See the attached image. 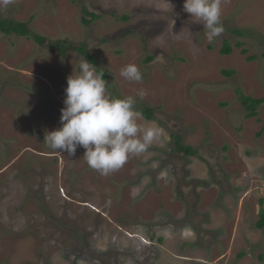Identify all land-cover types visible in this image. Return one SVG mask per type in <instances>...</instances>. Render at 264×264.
I'll return each mask as SVG.
<instances>
[{
    "label": "rangeland",
    "instance_id": "1",
    "mask_svg": "<svg viewBox=\"0 0 264 264\" xmlns=\"http://www.w3.org/2000/svg\"><path fill=\"white\" fill-rule=\"evenodd\" d=\"M183 4L16 0L0 10L46 38L0 30V264H264V230L255 226L264 104L248 117L239 93L264 96V0H223L225 31L211 42ZM85 6L100 16L90 25ZM60 40L73 46L64 55L51 46ZM82 42L108 70V93L135 96L139 112L154 110L139 122L161 130L109 175L88 166L82 147L69 156L43 142L61 126ZM130 63L141 82L120 76ZM176 136L192 154L178 150Z\"/></svg>",
    "mask_w": 264,
    "mask_h": 264
},
{
    "label": "clouds",
    "instance_id": "2",
    "mask_svg": "<svg viewBox=\"0 0 264 264\" xmlns=\"http://www.w3.org/2000/svg\"><path fill=\"white\" fill-rule=\"evenodd\" d=\"M16 0H0V10H6ZM223 0H184L183 11L194 22L201 23L211 42L224 31ZM127 81L141 82L139 67L130 63L120 69ZM61 126L48 131L43 142L54 151L75 155L77 148L85 149L83 159L101 175L121 169L130 157L146 152L157 139L160 129L139 122L135 96L113 97L108 93L107 81L97 66L86 58L80 60L78 70L67 78ZM144 91L138 96L143 99Z\"/></svg>",
    "mask_w": 264,
    "mask_h": 264
},
{
    "label": "trees",
    "instance_id": "3",
    "mask_svg": "<svg viewBox=\"0 0 264 264\" xmlns=\"http://www.w3.org/2000/svg\"><path fill=\"white\" fill-rule=\"evenodd\" d=\"M86 15L91 16V19H87L86 17L83 18L85 24L90 25L94 20L98 19L100 16L96 15L90 11L86 6L83 8ZM128 17L124 16V20H127ZM0 30L2 33L11 35L15 34L18 36H25L29 38H33L37 43L43 45L46 38L40 34H36L32 32L27 22L17 21L10 18H1L0 17ZM232 32L243 35L244 31L239 29H231ZM240 44V43H239ZM72 44L65 40H60L57 42H52L51 46L60 51L63 55L66 54L69 50L68 47L73 48ZM88 44L86 42L80 43L77 47H75V51L79 52L84 58H86L89 62L93 63L97 66V72H102L104 79L108 80L110 74L107 69L100 67V61L95 58L88 50ZM222 53L230 54L232 52V47L230 46L229 42L226 41L224 43V47L222 48ZM244 54L248 53L246 49H242ZM264 57V53H263ZM147 61H150L152 58L151 56L147 57ZM254 59V56L250 57V60ZM234 70L224 69L223 74L225 75H233ZM240 99L242 104L245 106L246 110L248 111V117L256 116L258 113V107L264 104V96L260 98L252 97L250 95H245L244 92L239 91ZM140 112L143 116L149 120L154 118V110L150 107L141 108ZM176 146L178 150L185 152L187 155L193 153L192 146L185 145L183 146L181 143V136H176ZM261 206L264 204V198L260 200ZM255 226L258 229L264 230V208H262L259 212L258 220L255 223Z\"/></svg>",
    "mask_w": 264,
    "mask_h": 264
}]
</instances>
